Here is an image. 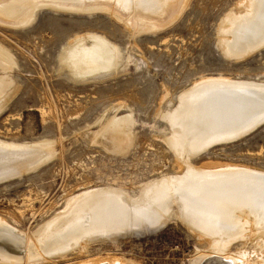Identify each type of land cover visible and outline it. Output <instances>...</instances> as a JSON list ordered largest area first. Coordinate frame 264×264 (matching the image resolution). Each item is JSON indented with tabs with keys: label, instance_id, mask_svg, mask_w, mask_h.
I'll return each instance as SVG.
<instances>
[{
	"label": "rangeland",
	"instance_id": "374dc122",
	"mask_svg": "<svg viewBox=\"0 0 264 264\" xmlns=\"http://www.w3.org/2000/svg\"><path fill=\"white\" fill-rule=\"evenodd\" d=\"M128 1L130 5L124 8L108 3L111 13L44 8L28 25L0 18V45L17 59L11 73L15 95L0 113V139L51 141L54 147V156L45 162L36 156L25 163H13L2 174L6 179L0 181V216L20 233L33 235L87 188L121 186L137 191L151 178L173 176L180 165L170 148L174 145L166 141L171 133H167L168 122L162 115L193 83L220 75L264 79V44L260 46L258 38L247 35L243 28L249 21L243 16L247 0H171L161 13H156L148 0L142 1L140 8L131 6L139 0ZM87 3L102 5L95 0ZM93 32L119 45L128 65L113 76L75 81L61 69L60 55L71 40ZM111 107L120 116L131 112L135 118L130 138L125 137L121 146L103 130L113 115ZM193 162L235 163L264 171V125L238 141L213 147ZM34 164L40 165L20 174L25 165ZM201 189L188 192L201 196ZM158 211L145 217L132 215L120 202L106 199L90 218L76 216L79 221L74 224L89 228L88 237L104 234L94 245L97 255L112 253L139 264H192L205 243L180 220H169L153 233H128L131 227L150 229ZM216 211L221 218L229 217L230 210L222 216ZM210 214V224L219 226L221 218Z\"/></svg>",
	"mask_w": 264,
	"mask_h": 264
},
{
	"label": "bare ground",
	"instance_id": "6f19581e",
	"mask_svg": "<svg viewBox=\"0 0 264 264\" xmlns=\"http://www.w3.org/2000/svg\"><path fill=\"white\" fill-rule=\"evenodd\" d=\"M142 1L146 0H139L138 4L131 5L132 8L143 6ZM148 1L156 8L157 11L153 10L156 13L164 11L171 2V0H160L156 4L154 3L156 0ZM87 2L88 0H1L0 18H12L16 20L14 22L16 24L28 25L44 8L77 12L103 10L111 13L112 10L108 5L110 2L114 5L119 3L123 8L130 5L128 0H95L96 4L97 2L102 4L99 6L89 5ZM246 5L243 16L246 15L249 21L247 25H245L247 22L244 24L243 28L247 35L258 38V43L261 46V43L264 44V0H247ZM123 21L126 22L127 18H124ZM144 23L141 27H144L145 30L146 24L144 25ZM236 23L238 25V22ZM239 24L241 25V23ZM238 30L240 29L237 28ZM245 35L242 36L245 37ZM249 39L252 40L251 37ZM241 40L243 39L238 42L240 43ZM245 41L247 40L245 39ZM256 45L258 46V44ZM247 51L250 50L247 49ZM15 60L17 59L14 58V55L6 47L0 45V113L4 111L15 95L16 84L15 80L11 79L12 70L17 66ZM60 64L61 69L67 70L75 81L89 82L100 77L118 74L128 65V59L125 58L119 45L106 36L93 32L71 40L62 50ZM252 89L264 92V79H241L220 75L193 83L191 88L181 93L177 98V103L162 115L168 122L167 133H171L170 139L168 138L166 141L172 142L174 145L171 146V144L170 148L174 150L180 165L173 176L163 175L151 178L142 183L137 191H130L129 188L121 186L87 188L77 194L73 200L71 198L64 210L57 212L54 218L42 224L40 228L38 227L33 235H27L25 232L20 233L17 231L18 229L9 225L8 220L0 216V264H139L125 256H117L112 253L106 256L97 255L94 252V245L101 242V236L103 235L104 238V234L88 237L91 231L89 228L85 229L86 226L82 225L83 229H80L77 224H74L75 220H78L75 219L76 216H82V214L87 217L92 216L106 199H115L120 202L132 215L139 214L145 217L150 215L148 213L152 211L156 213L159 210L157 213L159 215L153 216L157 217L156 221L153 220L155 223L166 224L169 220L183 222L189 230L197 235L199 240L205 243L193 258L192 264H264V171L235 163L196 165L193 162L194 157L196 158L217 146L211 144L221 137H214L217 135L213 134L224 131L223 129L220 132L212 133V127L208 123L211 122L212 125L220 123L219 120H215L217 117L213 116V112L219 116L222 113L212 111V109L224 108L227 120L223 121L228 122L229 120L227 126H220H226L224 128L234 127L241 121V118L247 121L254 117H261L264 120V93H253ZM255 102H261V107L256 109ZM216 104L221 107L213 108ZM216 121L219 122L216 123ZM134 124L135 118L131 112L128 115L120 116L117 109H114L107 127L103 130L106 135L111 137V140L113 139V142L121 146L125 137L130 138ZM53 148L51 141L19 143L0 139V181L6 179L2 174L8 172L13 163H25L29 158L36 156L43 157L42 162H45L46 159H49L48 157L54 156ZM37 164L25 165L26 170L20 174L40 165ZM199 188H202L201 194L203 195L201 196L190 195L188 192ZM208 200L212 201L211 204H207ZM217 209L221 212V216L222 212L226 213L230 210L227 213L229 217L221 218ZM214 210L215 212H213ZM153 212L152 214H154ZM212 212L218 213L216 214L218 217L214 216ZM206 213H211L210 216L213 215L215 219L221 218L220 222L217 221L220 225L210 224L213 220L210 219V222L209 214L206 217ZM86 216L84 217L86 218ZM130 222H128V226ZM119 224L116 225L119 226ZM112 229L110 230L112 231ZM131 229V231L128 230V233H139L135 232L136 230L134 231L132 227ZM141 229L142 226L139 230ZM93 232L92 228L91 234ZM108 232H110L109 229L106 233ZM97 238H101V240ZM61 242L63 243L61 244Z\"/></svg>",
	"mask_w": 264,
	"mask_h": 264
},
{
	"label": "water",
	"instance_id": "95a60500",
	"mask_svg": "<svg viewBox=\"0 0 264 264\" xmlns=\"http://www.w3.org/2000/svg\"><path fill=\"white\" fill-rule=\"evenodd\" d=\"M252 90L254 91L253 93H264L263 91L258 90V89H252ZM253 96L258 97V95H256V94H253ZM215 106L221 107V105L216 104V105L213 106V108ZM254 106H255L256 109L260 108L261 107V102H255ZM212 111H217L219 113L222 112V113H220L221 114L220 116L216 115V112H213V116L217 117L215 120H219L220 123L219 124H214V125H212L211 122L208 123L212 127V131H213L212 133L220 132L223 129H224V131H222V132H220L218 134H213V135H217V136H214V137H221V138L219 140L215 141L211 145H221V144H226V143H231V142L238 141L239 139L251 134L252 132L256 131L258 128H260L261 126L264 125V120H262L261 117H258V118L254 117L251 120H247V121H245V120H243L241 118V121L238 122L234 127L230 126V127L224 128L229 123V120H228V122L223 121V120H227L226 116H225L226 114L224 112V108L221 107L220 110L212 109ZM260 120H262V121H260ZM219 121H216V123H218ZM258 121H260V122H258ZM222 125H226V126L220 127ZM164 225L165 224L155 223V225L150 227V229L147 228L148 230H144V229L143 230H139V227H135L133 229H134V231L136 230L135 232H139V233H143V232H151V233H153V232H156V231L160 230Z\"/></svg>",
	"mask_w": 264,
	"mask_h": 264
}]
</instances>
